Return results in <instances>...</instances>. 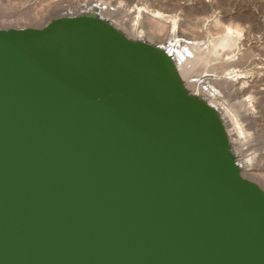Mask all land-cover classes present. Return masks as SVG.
Instances as JSON below:
<instances>
[{"label":"water","instance_id":"1","mask_svg":"<svg viewBox=\"0 0 264 264\" xmlns=\"http://www.w3.org/2000/svg\"><path fill=\"white\" fill-rule=\"evenodd\" d=\"M97 20L0 29V264H264L222 128Z\"/></svg>","mask_w":264,"mask_h":264},{"label":"rangeland","instance_id":"2","mask_svg":"<svg viewBox=\"0 0 264 264\" xmlns=\"http://www.w3.org/2000/svg\"><path fill=\"white\" fill-rule=\"evenodd\" d=\"M140 9L141 17L138 13ZM156 13L166 18L155 17ZM75 18H91L94 23L98 22V18L102 19L110 33L130 45L132 50L138 45H153L158 48L168 45L173 38L172 25L177 22L180 27L176 38L181 49L186 48L189 42H194L204 46L203 51L209 54L210 48L216 45L219 53L215 54L216 50L211 48L210 54L215 52L212 61L211 57L204 61L205 70L211 72H222L219 65L222 66L224 54L231 51L240 54V57H251L256 61L252 68L242 66L237 69L243 71L241 75L244 77L240 81L246 86L244 90L252 85L256 87L255 90L239 95L243 100L251 99L254 105L251 108L253 114L245 116L241 105L232 107V104L242 99L230 95L225 87L216 89L220 91V101H228V120L233 125L232 127L229 124L231 127L228 132L225 128L221 129L225 134L222 132L221 135L224 136H218L225 137L224 146L229 150L227 154L223 153L226 159L231 160L234 167L243 163V167L248 168L250 176L239 175L247 189L255 195L264 213V0H0V29H43L59 21H72ZM167 18L170 20L168 23L165 21ZM229 27L235 32L231 36L237 42H234L237 44L235 49L232 48L234 51L220 47V41L227 35ZM140 50L146 49L143 47ZM232 55L234 56L231 54L227 58ZM169 57L171 56H165L164 59ZM181 86L182 90L188 92L184 84ZM256 91L259 92L258 95ZM198 107V104L193 105L194 109ZM235 119L240 121V125L235 123ZM239 128L242 129L241 132Z\"/></svg>","mask_w":264,"mask_h":264},{"label":"bare ground","instance_id":"3","mask_svg":"<svg viewBox=\"0 0 264 264\" xmlns=\"http://www.w3.org/2000/svg\"><path fill=\"white\" fill-rule=\"evenodd\" d=\"M140 11H141V9L138 11V13ZM143 13L145 14V12H143ZM139 15L141 17L142 14L139 13ZM145 17H146V14H145ZM155 17H158L159 19L166 18V16L159 14V13H156ZM168 20H169V18H167L165 20L166 23H168L167 22ZM165 21H163V22H165ZM176 23H173V25L171 24L172 25V33L171 34L173 35V38L169 41L168 45H166V46L160 45L161 47H159L157 50H153V48L151 46L145 47L144 45L143 46L138 45V46H135L137 48L135 50L133 49V51L134 52L140 51L139 53H141L140 48L142 49L144 47L145 49L149 50L150 52L155 51L157 56L159 54H163V53H166L167 56L170 55L171 57H169V59H164L165 56H162L158 60L159 68H158V71H156L158 75L160 74L159 77L161 78L160 79L162 82L161 84H163L162 93L165 95V97L167 99H170V101H173L183 111H185V112L189 111L191 113V115H193L192 120L194 122H198L201 120L200 121L201 123L202 122L207 123L211 127L214 126V129H216L215 126H217L216 130H218V128L219 129L225 128V129H227V132H228V131H230V127L232 125V123L229 122L230 120H228L230 117L229 113H228V109H229L228 101L226 102L224 100L227 104H225V102L222 103L223 100L220 101V97L218 95V93L220 91L218 92V90H216V89H222L223 87H225L226 91L228 90L230 95L233 94L234 97L241 98V99H242V97H239V95L241 96L243 93L250 92V90H255L256 87H254L253 85L250 86V88L248 90H244L246 88V86L244 83H242L243 81L242 82L240 81L242 79V77H244L241 75V72H243V71H238L237 69L238 68L240 69L242 66H244V68L246 66L247 69L250 67L252 68V66L255 65L256 61L254 59H252L251 57H247V58L246 57H240V54L231 51V53H228V54L225 53L224 54V58L222 60V66L219 65V68L223 69L221 73L216 72V71L211 72L209 70H205L204 67H205L206 63L204 61H206L207 59H210V57H211L210 61H212V57H214L213 55L219 53V52H217L218 48L216 49V47H215L216 45H214L211 48L215 49L216 51L215 50H213V51H215L217 53L214 52L215 54L214 53L210 54V51L212 50L210 48V51H208L209 52V54H208V53H205L203 51V49H205V47L202 46L201 44H194V42L193 43L189 42L186 48L181 49L180 45L178 43V38H176L177 34L179 33L178 27H180V26H178V24H176ZM29 28H31V27H29ZM180 33H181V30H180ZM140 34H142V33L140 32ZM233 34H235L233 28L229 27L227 35L224 38H222V40L220 41V47L221 48L222 47L225 49L227 48L228 50L230 48V50L234 51L235 45L237 46V44L234 43V42H236L235 39L231 37ZM172 35L170 37H172ZM140 38H142V36ZM140 38H139V40L143 41L142 44H145L144 40H142ZM218 46H219V44H218ZM232 48H234V49H232ZM131 50H132V48H131ZM200 51H203V53ZM231 54H234V56L232 55L231 58H229V57L227 58V56H229ZM243 58H245V59H243ZM210 61H208V62H210ZM211 63H213V62H211ZM206 67H209V66L206 65ZM210 67H211V65H210ZM217 67H218V65H217ZM217 67H216V69H217ZM213 70H214V68H213ZM217 74H219V75H217ZM182 84H184V87L187 88L186 91L188 90V92H185L184 89L183 90L181 89ZM217 85H220L221 88L218 87ZM256 93H257V95L259 94V92H257V91H256ZM222 94H223V92H222ZM220 96L222 97V95H220ZM225 98H227V97H225ZM252 103L253 102L251 101V99H250V101L242 99V100H237V103L232 104L233 105L232 107H234V106L236 107L239 105L243 106V109L245 111L244 114H246L245 116H247V115L253 114L251 112V108H254V105ZM195 104H198V106H199L197 109L193 108V105H195ZM244 114H242V115H244ZM235 116H236V114H235ZM235 120H236V122L235 121L234 122L236 124H239L240 121H238L237 119H235ZM229 124H231V125H229ZM232 127H233V125H232ZM241 131H242V129H240V132ZM219 134L220 133L218 132L217 135H219ZM226 137H227V135H226ZM226 140H227V138H226ZM214 159L216 160V165H217V168H219V170L223 169L224 166L227 167V173L226 174H229L228 179L232 181L231 184H233L236 187V189L242 194L243 190L239 187L240 183L237 181V178H239V179L241 178L240 180H242L241 176H245V175L250 176V173L248 172V168L243 167V163H238L239 165L237 167H234L233 163H231L232 161L231 160H230L231 162L228 161V159H226V156L223 154L218 153V156H216ZM220 172H223V171L221 170ZM251 207H252L253 211L256 213L257 210L254 209V207L252 205H251ZM261 220L264 222L263 217H261ZM263 225H264V223H263Z\"/></svg>","mask_w":264,"mask_h":264}]
</instances>
